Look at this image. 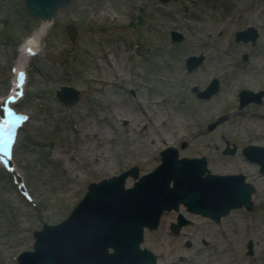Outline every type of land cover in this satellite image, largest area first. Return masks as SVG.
I'll return each mask as SVG.
<instances>
[{"label":"rangeland","instance_id":"rangeland-1","mask_svg":"<svg viewBox=\"0 0 264 264\" xmlns=\"http://www.w3.org/2000/svg\"><path fill=\"white\" fill-rule=\"evenodd\" d=\"M40 24L25 0H0V97L10 92L18 46ZM250 27L256 41L237 42ZM192 56L204 61L189 71ZM28 72L13 107L29 117L14 158L29 195L0 167V264H18L34 232L65 219L90 183L133 167L148 174L168 147L179 158H205L211 174L245 175L254 211L233 210L217 224L181 206L146 230L144 246L159 264H264V174L249 160L262 150L243 152L264 147V96L242 108L239 100L243 89H264V0H70ZM213 79L218 92L200 97ZM65 86L79 90L75 103L57 96ZM179 214L193 223L174 235Z\"/></svg>","mask_w":264,"mask_h":264},{"label":"water","instance_id":"water-1","mask_svg":"<svg viewBox=\"0 0 264 264\" xmlns=\"http://www.w3.org/2000/svg\"><path fill=\"white\" fill-rule=\"evenodd\" d=\"M27 10L33 17L51 21L58 8L70 0H25ZM168 2L170 0H161ZM71 38L77 35V27H67ZM252 30V29H251ZM237 33L238 40L255 41L254 31ZM173 39L180 41L182 35L173 32ZM203 57H191L189 70L195 69ZM208 98L217 90V84ZM79 91L63 87L58 97L67 105L75 103ZM262 94H242V106L251 101H260ZM216 125V124H214ZM256 149L248 147L245 153ZM235 150L227 149L233 153ZM264 154V153H261ZM251 153L249 158L261 165L264 174V155ZM205 159H178L174 148L163 152V163L151 174L143 176L132 189H125V179L133 169L118 177L92 183L85 198L63 223L45 226L36 231L35 250L20 255V264H156L151 252L140 249L144 227L155 229L165 210H177L179 204L187 206L192 213L201 214L217 222L230 210L241 208L254 210L251 200L255 188L245 182L242 175L218 176L208 174ZM173 182V187L171 183ZM190 222L180 216L175 233ZM112 247L114 253H109ZM251 243L249 244L250 251Z\"/></svg>","mask_w":264,"mask_h":264},{"label":"bare ground","instance_id":"bare-ground-1","mask_svg":"<svg viewBox=\"0 0 264 264\" xmlns=\"http://www.w3.org/2000/svg\"><path fill=\"white\" fill-rule=\"evenodd\" d=\"M108 10L109 9L106 8L105 12H107ZM51 25V22L41 21L39 27L19 45L18 56L14 64V76H16V78H13V80L11 81V94L7 96L5 100H0V107L13 97L18 96L20 90L23 89L24 81L21 79V76L25 75V72L27 71L28 65L31 62L32 58L42 47V41Z\"/></svg>","mask_w":264,"mask_h":264},{"label":"snow or ice","instance_id":"snow-or-ice-1","mask_svg":"<svg viewBox=\"0 0 264 264\" xmlns=\"http://www.w3.org/2000/svg\"><path fill=\"white\" fill-rule=\"evenodd\" d=\"M0 119V146L7 150L13 140L14 113L11 109H5Z\"/></svg>","mask_w":264,"mask_h":264}]
</instances>
